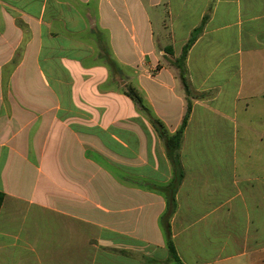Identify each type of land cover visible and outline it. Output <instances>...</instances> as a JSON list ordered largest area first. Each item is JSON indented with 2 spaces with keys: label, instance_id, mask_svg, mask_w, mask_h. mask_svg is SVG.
Segmentation results:
<instances>
[{
  "label": "crops",
  "instance_id": "1",
  "mask_svg": "<svg viewBox=\"0 0 264 264\" xmlns=\"http://www.w3.org/2000/svg\"><path fill=\"white\" fill-rule=\"evenodd\" d=\"M189 105L177 255L264 264V0H0V264H169Z\"/></svg>",
  "mask_w": 264,
  "mask_h": 264
},
{
  "label": "trees",
  "instance_id": "2",
  "mask_svg": "<svg viewBox=\"0 0 264 264\" xmlns=\"http://www.w3.org/2000/svg\"><path fill=\"white\" fill-rule=\"evenodd\" d=\"M200 29H197L193 32L191 39L187 43V45L184 47L183 52L179 60L176 62V66L180 71V77L183 82V85L185 86L186 90L188 91V83H187V70L185 66V61L186 57L188 54L189 49L191 46L194 44L196 39L198 38L200 34ZM126 94L133 100L142 110H146L143 100L138 94V92L132 88L129 87L128 90L126 91ZM190 110L191 107L190 105L187 108V112L183 118L182 124L180 128L177 130V132L173 135H169L165 128L164 125L161 121L150 117L151 121L158 132L159 136L164 140L166 149H167V154L169 159L171 160V163L173 165L174 169V179L172 183L167 187L166 191L169 193L168 197V212L167 215L163 218V226L165 228V232L167 235V242H168V250H169V264H184L180 258L177 255L176 249L174 247V244L171 239V233L169 229V217L175 210L176 206V201H175V192L180 186L182 180H183V167L181 163V158H180V153H181V146H182V141H183V135H184V130L187 126L189 115H190ZM172 194V195H171ZM5 198V194L0 192V206L2 205L3 201ZM155 263V262H154Z\"/></svg>",
  "mask_w": 264,
  "mask_h": 264
}]
</instances>
